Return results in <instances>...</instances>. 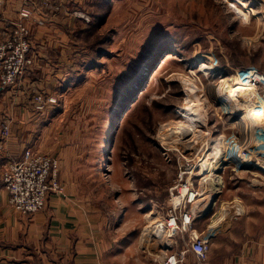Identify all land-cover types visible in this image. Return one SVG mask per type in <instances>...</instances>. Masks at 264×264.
I'll use <instances>...</instances> for the list:
<instances>
[{
  "label": "rangeland",
  "instance_id": "374dc122",
  "mask_svg": "<svg viewBox=\"0 0 264 264\" xmlns=\"http://www.w3.org/2000/svg\"><path fill=\"white\" fill-rule=\"evenodd\" d=\"M22 1L15 20L0 18V31L29 4L28 20L41 12L36 25L52 34L35 38L27 21L32 65L4 87L26 91L41 118L43 147L30 141L24 149L68 161L79 193H95L107 207L111 200L117 221L126 208L135 223L148 216L153 231L180 180L202 193L204 208L193 206L199 228L212 214L264 221V171L248 162L264 147V123L247 117L264 102L237 77L254 67L264 78V0ZM241 83L250 86L241 100L226 97ZM39 95L55 102L38 110ZM218 142L229 148L208 206L212 189L200 183L199 163Z\"/></svg>",
  "mask_w": 264,
  "mask_h": 264
},
{
  "label": "crops",
  "instance_id": "0c3cea01",
  "mask_svg": "<svg viewBox=\"0 0 264 264\" xmlns=\"http://www.w3.org/2000/svg\"><path fill=\"white\" fill-rule=\"evenodd\" d=\"M2 1L0 18L15 20L23 1ZM32 15L27 21L36 30L34 37L52 36L48 27L36 25L43 19L41 12ZM13 90L0 86V264H162L167 253L185 249V235H157L150 230L148 216L135 223L129 220L126 208L117 221L111 200L107 207L95 193H79L65 159L59 164L63 191L51 193L43 209L23 214L9 206L2 183L4 167L20 158L30 141L33 147H43L36 131L41 118L37 119L26 91L12 95ZM5 118L9 119L10 134L4 141ZM200 202L195 203L199 211L204 208ZM163 219L161 215L153 224ZM242 221H214L212 214L203 229L193 222L195 232L209 242L207 257L199 262L185 251L178 264H264V221L254 225Z\"/></svg>",
  "mask_w": 264,
  "mask_h": 264
},
{
  "label": "built area",
  "instance_id": "2783aa9c",
  "mask_svg": "<svg viewBox=\"0 0 264 264\" xmlns=\"http://www.w3.org/2000/svg\"><path fill=\"white\" fill-rule=\"evenodd\" d=\"M24 4H28V2L24 1ZM26 6L28 7L29 4ZM27 7L20 9L18 22L6 31H0V85L3 88L12 86L32 65L29 27L26 24L31 13ZM256 72L259 71L254 67H249L240 70L237 77L251 84L255 90V96L259 98V101L264 102V81L254 78ZM259 93L261 95H258ZM43 98L41 95L37 97L36 109L42 110L46 103L55 102L54 97L50 96L45 100ZM8 134L9 127L5 123L1 130V137L4 141ZM227 149L224 150V157L227 155ZM257 154L261 155L255 160L252 159ZM248 162L264 171V147L262 151L261 149L254 150L249 155ZM255 162H260L262 166L256 165ZM186 166L192 170L189 164ZM182 174H184L183 171H181ZM2 183L8 205L23 214H32L43 209L48 196L62 190L57 159L47 153L37 152L30 147L24 149L20 158L12 159L6 164L2 173ZM183 187L186 188L183 189ZM171 190L164 219L156 225L157 228L154 226V230L159 227L163 230L162 233H166L168 236L185 235V249L178 253H167L161 259V263L178 264L182 261L185 251L191 252L197 261H204L210 248L209 242L195 232L192 226L197 213L193 206H195V200L202 193L194 189L188 181L182 180L174 185Z\"/></svg>",
  "mask_w": 264,
  "mask_h": 264
},
{
  "label": "bare ground",
  "instance_id": "6f19581e",
  "mask_svg": "<svg viewBox=\"0 0 264 264\" xmlns=\"http://www.w3.org/2000/svg\"><path fill=\"white\" fill-rule=\"evenodd\" d=\"M254 78L259 79L261 81H264V78L258 72H256L254 74ZM249 88H250L249 85H247L245 83H241L238 86L230 88L231 90L226 97L238 98L241 100V98L245 95L244 93ZM247 117H253L254 121H260V122L263 121L262 122V124H263L264 123V107L260 108V110L258 109L257 113H255V114L247 115ZM190 118L192 119V117H190ZM223 154H224V150L222 148V144L220 142H218L217 144H215L213 146L212 152L208 155L206 154L205 157H203V160L199 163L198 173L200 175H204L201 178L200 183L208 182V185H210V188L212 189L211 191H209L210 193L207 195L208 199L204 201V204H206L208 206L211 203L213 195H215V193H217V190L221 187V181L219 180L218 173L216 171L223 164V161H224V155ZM259 166H262V165H259ZM185 188L186 187H183V189H185ZM202 200H197V202L202 201ZM156 225H158V223L155 224V227H156ZM156 228L154 231L157 235H159V234L163 235L164 234V233H162L163 232L162 229H159V227H158V229L156 230Z\"/></svg>",
  "mask_w": 264,
  "mask_h": 264
}]
</instances>
